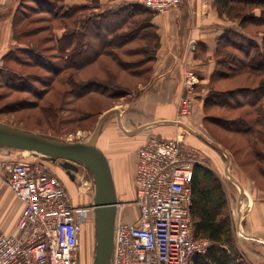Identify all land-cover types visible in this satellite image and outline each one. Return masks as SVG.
Returning a JSON list of instances; mask_svg holds the SVG:
<instances>
[{
    "label": "rangeland",
    "instance_id": "374dc122",
    "mask_svg": "<svg viewBox=\"0 0 264 264\" xmlns=\"http://www.w3.org/2000/svg\"><path fill=\"white\" fill-rule=\"evenodd\" d=\"M19 1L20 0H17V4H20ZM53 1L56 2L57 8H62V12H66L67 9L73 8L74 6L82 5V2H84V4L87 3L88 10L79 12L75 18H73L72 14L70 18L63 21L51 18L47 11L32 12L28 18L23 19L17 24L15 21L18 20L21 15L20 12L17 14L18 6L15 7L16 9L13 8V5L11 8H5L7 15L9 12L12 15L14 13V15L13 18L11 15V20L7 27V35L5 33V26L0 24V36L4 38L0 42V53L5 55L9 52V49L15 50L18 46H39L44 49L54 61H57V64L61 66V68H64L61 74L53 75L52 72L47 71L43 67H38L37 65L23 66L8 62L15 69L24 72V74L43 77L46 84L36 82L37 87L34 89L43 93L41 96H38L34 95L33 91H29V93L17 92L10 87L3 86L0 82V123L66 142L85 143L89 142L93 137L101 118L107 115L106 121L101 128L104 129V132L99 135L100 138L97 142L98 148L104 149L109 145L110 149L114 152V150H124L128 147L127 152H131V154H129L126 159L130 164L133 162L135 156L132 149L136 147L139 148L142 143H145L146 140L148 141L153 135L163 139H176L179 137L183 143L184 154L193 160L196 165H202L212 170L222 182L227 196V209L231 218L236 245L240 252L242 251L240 247H243L242 249H245V251H247L248 248L262 249L264 251V245L257 243V241L246 239L241 234H246L248 232L246 224L249 222L248 217L250 214L248 215L246 208H248L249 205V198L256 195L251 192V188L254 186L257 189V193L259 190L260 194H258L260 197L264 196V173L260 171L259 164L250 146L253 139L256 138L258 141H260V139L257 135L252 137L245 135L244 132L234 127L235 125L233 128H230L227 126L229 122H226V125H222L214 120L206 119L207 116H210L229 121L234 119L238 120L243 117L244 119H248L249 122H252L255 118L248 116L251 109L248 104L255 98V96H253L255 94L253 93L260 87L264 80V70L258 71L255 69V71L253 69H245L233 75L221 76L218 74L219 72L229 71L223 68L221 59L227 56V54L244 58L243 53L236 48L230 47L221 50H217L216 48L213 53H206L201 47L195 48V44L193 43V46L191 45L192 47L190 46L187 52L193 55L192 61H194V64L191 65L192 67L189 66L183 70V75L180 76L182 87L179 90L170 89L168 87V95L166 96L158 97L155 93L150 95V93H146L148 90L144 89L150 85L154 76L152 75L153 69L157 61L159 49L161 48V38L159 36L155 37V32L151 28H139L135 33L137 35L130 38L128 42L121 46H118L119 43L112 45L107 43L105 51H101L87 66L79 67V65H77L73 67L72 58L71 67H65V59L69 54L73 53V40L71 43L67 42L69 44V46L66 47L67 49L64 48L63 42L61 43V47L64 48L61 53L54 48L55 45L56 47L59 46L57 42L58 38L65 33L73 34L74 28L77 34H81L83 31L82 24L85 23L84 21L93 17L94 20L97 14L102 13L99 11L105 8H102L103 5L116 1V7H120L121 5L128 6L126 2L130 3V0ZM193 2L194 0H190L186 2V4L191 5ZM25 3L28 5H35L32 0H27ZM213 8L218 18L235 25L229 30H238V34L231 35L230 37L235 38V41L242 42L243 44L253 41L257 45L259 44L260 52L264 54V22L254 23L246 20L243 22V24L246 25L244 28L240 25V17L243 18L247 16L249 7L233 5V12L231 14L221 12L220 8L216 5H213ZM30 12L31 11H29V13ZM156 14L159 15L158 13H154L153 15ZM254 14L260 16L261 9H256ZM146 17H148V14H144L143 12H138L131 17L130 24L133 29H130L126 33L128 37L130 36L128 33L130 34V32L135 31L137 26L140 25V22L144 21ZM5 19L8 20V17L2 20L4 21ZM74 19L77 20V24L73 22ZM127 27L119 31L116 40L121 39ZM15 32L16 39H14ZM91 41L95 43V47H93V50H87V59H92L93 55H95L94 53L97 51L95 39L92 38ZM253 54L254 50H252V55ZM210 60H213L215 65L212 75H201L202 72L197 73L195 71L197 67L196 63L198 64L200 61L201 64H209ZM4 64V59H0V68H3ZM230 72L234 73L233 71ZM73 75L75 85L73 84ZM190 77H195L196 80H190L189 85L191 82L194 83L189 87L190 89H187L188 87L185 86V83ZM94 79L101 83L100 85L103 86L101 89H94L95 91L90 92L84 97H80L76 95V93H73V90L77 92L79 87L76 86L78 84L80 85V83L92 81ZM164 85L166 84L164 83ZM106 87H108V91L104 90ZM166 90L167 87H163L162 89L159 87L158 92L165 93ZM114 91L122 96H112L111 93ZM236 91H240V94L235 96L237 99H242L241 102L244 103L242 106L232 108L230 103H221L210 104L204 108V101L212 94L218 95L219 99L224 101L227 94ZM186 96L192 99L194 105L193 111L189 116L181 115L179 112L180 102L182 99L184 100ZM161 98H163L165 102L160 109ZM23 100H28L31 105L28 103L27 105L21 104ZM156 101H158L159 106L156 104ZM146 102H149L148 105L145 104ZM258 105H264V97H262ZM155 106L159 107L157 109V115L151 117L149 115V109ZM198 106L202 107L203 112H198ZM140 111H144V113H139ZM164 112H166V115L169 117L163 118ZM159 114L162 115L160 116L162 119H160V117L158 118ZM199 114L203 115V120H201L200 124L196 117H200ZM124 119L125 124L128 126L127 128L145 133V139L144 137V140L142 138L140 139V137L135 139L127 137L122 130ZM167 122L177 124H165ZM183 125H186L209 141L216 143L226 151L229 155V159H227L225 154L200 140ZM160 130L166 131L165 137L157 136ZM153 132H155V134H152ZM128 138L130 140H127ZM259 145L263 147H261L263 150V143H259ZM110 149L108 150L109 153L112 152ZM1 151L2 148H0V160H16L23 155L33 159V154L29 152L26 153L13 149L9 156H3ZM103 153L105 154V152ZM109 155L112 158L110 166L117 189L118 201L123 205L121 207L123 210V207L127 206L128 208L126 207L125 210L129 215L133 214L134 216L136 212L135 203L123 201L128 198L126 193H130V195L134 194L133 201H135L134 182L132 180L130 183L124 185V174L122 173L121 177H119L116 174V169L112 166L117 161V157L113 154ZM230 159L231 161H229L228 164V160ZM43 161L50 165L51 168L67 182L69 188L76 194V198L78 197L77 193L80 191L83 182H85V184L88 182L90 186L88 190L85 191L86 194L82 195V197L86 199V206L84 207L89 208L90 205L94 204L96 193L95 182L90 170L86 166H79L78 172L75 173V179L72 180L62 167L61 160L47 158ZM131 178L133 179V176H131ZM244 179L247 180L248 183L245 188H241V181ZM7 189L8 186L6 184L5 174L0 170V215L2 220L0 223L5 225L13 221V217L17 214L16 207L12 205V202L9 203L5 196V191ZM243 195L245 199L242 198ZM244 200L245 204L242 219H244L245 231L247 232L241 228L239 230L237 226V222L241 218L238 208H241ZM8 203L9 205H7ZM128 204H131L130 207ZM4 207H6V209L2 210ZM96 244V221L94 220L87 227L85 238L82 243V263L94 264ZM241 255L243 256V253ZM243 264H246L244 260Z\"/></svg>",
    "mask_w": 264,
    "mask_h": 264
},
{
    "label": "built area",
    "instance_id": "2783aa9c",
    "mask_svg": "<svg viewBox=\"0 0 264 264\" xmlns=\"http://www.w3.org/2000/svg\"><path fill=\"white\" fill-rule=\"evenodd\" d=\"M189 1L130 0L126 4L162 14ZM189 79L187 89L193 85ZM193 108L186 96L179 112L189 116ZM0 148L3 156L12 151ZM45 159L33 154V159L0 160L6 184L22 204L14 231L0 230V264H82L81 248L87 227L95 220L94 204L77 205L66 181ZM195 165L184 154L179 137H151L138 148L136 212L129 215L121 202L117 206L111 264H195L198 256L209 251L213 243L196 238L193 229ZM86 183L78 195L86 194L90 186Z\"/></svg>",
    "mask_w": 264,
    "mask_h": 264
},
{
    "label": "trees",
    "instance_id": "16d2710c",
    "mask_svg": "<svg viewBox=\"0 0 264 264\" xmlns=\"http://www.w3.org/2000/svg\"><path fill=\"white\" fill-rule=\"evenodd\" d=\"M26 1L27 0L19 1L20 4H18L17 14L20 12L21 15L20 18L15 21L17 24L23 19L28 18L32 12L37 13L40 11H47L49 12L51 18L63 21L70 18L72 14L73 18H75L79 12L88 10V6L82 4L67 9L66 12H62V8H57L58 6L53 0V2L51 0H32L33 4L35 5H28L25 3ZM215 5L220 8L221 12L228 14L233 12V5H243L249 7L247 16H244L243 18L240 17V25L242 28L246 26L243 24V22L246 20L254 23L264 22V0H216L214 2V6ZM128 9L132 10V13L126 14L124 17L119 13H99L95 16L96 18L94 20L93 17L84 21L85 23L82 24L83 31L81 34H77V31L74 28L73 34L65 33L59 37L57 40L59 46H54V48L57 49L59 53H61L64 48L69 46L68 43H71L73 40V53L69 54L65 59V67H71L72 58L73 67H76L77 65H79V67L89 65L91 63L90 61H92L101 51H105V46H107V43L109 45L119 43L118 46H121L122 44L128 42L130 38H133L135 35H137L135 33L139 30V28H151L155 32V37L159 36L152 24V17L154 14L152 11L139 5H128ZM256 9H261L260 16L254 14ZM29 11L31 12L29 13ZM138 12L148 14V17H146L144 21L140 22V25L137 26L135 31L130 32V34L128 33V35L131 36L128 37L126 33L130 29H133L132 25L130 24V19L135 13ZM73 22L77 24V20L74 19ZM125 27H127V30L124 31V35L122 36L123 38L121 37V39L116 40L119 31L124 30ZM14 37V39H16V32ZM90 38L95 39L97 51L94 53L95 55H93L92 59H87V50H93V47H95V43L92 42ZM234 39L232 37L226 36L221 38L217 50L227 47L236 48L243 53L244 58H240L235 55L230 56L227 54V56H224L223 59H221V62H223V68L229 71L219 72L218 74L225 77L245 69H257L258 71H263L264 54L260 52L259 44L257 45L253 41L243 44L242 42H237ZM62 42L64 48L61 47ZM252 50H254L253 55ZM3 59L5 64L3 68H0V82L2 85L5 87H10L17 92L29 93V91H33V94L38 96H41L43 93L39 92L37 89H34L37 87L36 82L46 84L45 79L39 75L24 74V72L15 69L8 62H13L17 65L23 66L37 65L38 67H43L47 71L52 72L53 75L61 74L62 69L64 68H61V66L57 64V61H54L52 57H50V55L39 46H18L15 50H9V52L3 55ZM230 71H233L234 73ZM100 84L101 83L95 79L80 83V85L78 84L76 86L79 87L77 92L73 90V93H76V95L80 97H84L90 92L95 91L94 89H101L103 86ZM104 90L108 91V87H106ZM239 92L240 91H236L227 94L224 101H221L218 95L216 96L215 94H212L204 101V108L210 104L221 103H230L232 108H238L244 104L241 102L242 99H237L235 96L240 94ZM111 94L114 97L122 96L116 91L112 92ZM253 94H255L253 95L255 98L251 103L248 104L251 108L248 116L255 118L252 122H249L248 119H244L243 117L239 118L238 120L234 119L229 121L210 116H207L206 119L214 120L222 125H226V122H229L227 126L233 128L235 125L234 127L244 132L245 135L250 137L257 135L260 141L256 140L255 138L252 140L250 146L253 150L254 157L259 164L260 171L264 173V149L262 150L263 147L259 145V143H263L264 146V105H258L262 97H264V80L262 81L260 87ZM27 103L31 105L28 100H23L21 104L27 105ZM191 211L193 216V229L195 237L209 239L213 243V246L209 249V251L195 259V264H243L241 252L236 245L233 227L231 225V218L227 209V196L222 182L212 170L202 165H195L193 180V202Z\"/></svg>",
    "mask_w": 264,
    "mask_h": 264
},
{
    "label": "crops",
    "instance_id": "0c3cea01",
    "mask_svg": "<svg viewBox=\"0 0 264 264\" xmlns=\"http://www.w3.org/2000/svg\"><path fill=\"white\" fill-rule=\"evenodd\" d=\"M115 2L116 1L109 2L108 4L103 5L102 8L103 7L105 8H103L99 12H102L101 14L119 13L123 17L126 14L132 13V10L128 9L127 5H121L120 7H116ZM214 2L215 0H194V2L191 5L184 3L180 5L179 7L171 9L165 13H162L159 15L157 14L153 15L152 24L156 30V33L161 38V48L159 49L157 61L154 65L153 74H152L154 76L151 80L150 85L146 89H144V90H148L146 93L148 94L150 93V95L152 93L153 94L155 93V95H158V97H162V96L168 95L169 88L174 89V90H177V89L179 90L182 87V81L180 80V76L183 75V70H185L186 67H189L192 64H194V61H192L193 55L187 52L188 49H190L191 43L195 44V48L201 47L206 51V53H210V52L213 53V51H215L216 48L218 47L219 41L221 38L225 36L230 37L231 35L238 34V30H235V29L234 31L229 30L233 26H235L234 24L230 22H226L216 16L215 10L213 8ZM81 4H84V2H82ZM86 4L87 3H85V5ZM12 5H13V8L17 7L18 6L17 0H0V24H3V26H5L6 35H7V27L9 26V21L11 20L12 14H10L9 12V14L7 15L5 8H11ZM13 15H12V18H13ZM6 17H8V20L5 19L3 21L2 19ZM7 21H8V24H7ZM2 39L4 38L0 36V42L2 41ZM2 58H3V53L0 55V59ZM196 66L197 67L195 71L197 73L202 72L201 75H209V76L212 75L214 71V67H215L213 60H210L209 64L207 63L201 64V62L199 61L198 64L196 63ZM164 83L166 85H164ZM159 87L160 89H162L163 87H167L166 92L159 93L158 92ZM164 102L165 101L163 100V98H161L160 109H161L162 104H164ZM148 103L149 102H146L145 104L148 105ZM156 104L158 105V101H156ZM158 108L159 107L157 106L153 108L150 107L149 115L151 117L157 115ZM197 109L199 113L203 112L202 107L198 106ZM139 113H144V111H140ZM166 114H167L166 112H164L163 116L159 114L158 118L160 116H162L163 118L169 117ZM162 117H160V119H162ZM196 117L200 124L201 120H203L202 119L203 115H200V117L198 116ZM123 125H124L122 128L123 133L129 138L135 139V138L140 137V139L141 138L143 139V137L146 136L145 133H141V132L131 134L132 132H134L133 131L134 129L127 128L128 126L125 124V119L123 121ZM103 132H104V129H101L100 135L103 134ZM165 132L166 131L160 130L159 135L157 136L165 137L166 136ZM152 134H155V132H153ZM153 136L156 137L155 135ZM129 138L127 140H130ZM108 148L110 149L109 145H107V147L104 148L105 150L103 148L102 149L99 148V149L101 151L103 150L102 152H105V154L107 155L105 156L109 160V163L111 162V159H112L109 154H113L114 156L117 157V161L112 166L113 168L116 169V174L119 177H121L122 173L124 174L125 176V178L123 179L124 185L130 183L132 180L134 182L138 147H136L135 149L134 148L132 149V152H134L135 156L131 164L128 163L126 159L129 156V154H131V152L129 153L127 152L128 147L124 150L123 149L122 150L118 149V151L114 150V152L110 149L112 151L111 153H109ZM24 157L26 156L23 155L19 159H24ZM19 159H16V160H19ZM229 161H231V159ZM131 176H133V179L131 178ZM247 183H248L247 180L245 179L242 180L241 188H245ZM66 185L68 187L69 192H71V194L74 195L75 203L77 205L86 206L85 205L86 199H84L82 195H78V193H77L78 197L76 198V194L72 192L67 182H66ZM251 192L256 195H253L252 198L251 197L249 198L248 200L249 205H248V208H246L248 215L250 214L249 217L247 216L249 222L246 224V228L248 229V232L245 231L246 230L245 224L243 222L244 219H242L245 200L242 203L241 208L240 209L238 208V212L241 218L237 222V226L239 230L240 228L242 230L244 229V231L247 232V234L264 238V196L260 197L259 190H258V193H259L258 194L257 189L254 186L253 188H251ZM126 195L128 196V198L124 199L123 201L133 202L134 194L130 195V193L129 194L126 193ZM5 196L7 197L8 202L9 203L12 202L13 203L12 205L16 207L17 214L15 215V217H13L14 218L13 221H11L9 224L5 225V224L0 223V230H3L7 233H12L16 227V224L22 212V204L15 198V196L13 195V193L10 191L9 188L5 191ZM243 197L244 195L242 196V198ZM9 203L7 205H9ZM5 209L6 207L2 208V210H5ZM0 222H2L1 215H0ZM260 244L264 245L262 243ZM242 248L243 247H240V249L242 250L241 254L243 253V256L241 255V257L245 258L243 260L246 264H264V251L262 249L258 250L256 248H248L247 251H245V249L243 250Z\"/></svg>",
    "mask_w": 264,
    "mask_h": 264
},
{
    "label": "water",
    "instance_id": "95a60500",
    "mask_svg": "<svg viewBox=\"0 0 264 264\" xmlns=\"http://www.w3.org/2000/svg\"><path fill=\"white\" fill-rule=\"evenodd\" d=\"M106 117L107 115L101 118L93 137L89 142L85 143L66 142L0 123V147L30 152L54 160H61L62 167L68 170L72 180L75 179V173L78 172L79 166L84 165L90 170L96 187L93 205L95 207L97 234L94 264H111L117 206L119 204L117 189L109 160L97 145L100 130ZM165 124L177 123L167 122ZM183 126L189 129L207 145L225 154L227 159H229V155L226 151L216 143L197 134L186 125ZM136 132L138 131H134L131 134H135ZM241 234L246 239L264 244V238L247 233Z\"/></svg>",
    "mask_w": 264,
    "mask_h": 264
},
{
    "label": "bare ground",
    "instance_id": "6f19581e",
    "mask_svg": "<svg viewBox=\"0 0 264 264\" xmlns=\"http://www.w3.org/2000/svg\"><path fill=\"white\" fill-rule=\"evenodd\" d=\"M189 80H191V81H195L196 80V78L195 77H190V79ZM194 83V82H193ZM109 114V113H108ZM107 118V117H106ZM26 153H28V152H26ZM30 153V152H29ZM104 154V153H103ZM105 155V154H104Z\"/></svg>",
    "mask_w": 264,
    "mask_h": 264
},
{
    "label": "flooded vegetation",
    "instance_id": "af4514ba",
    "mask_svg": "<svg viewBox=\"0 0 264 264\" xmlns=\"http://www.w3.org/2000/svg\"><path fill=\"white\" fill-rule=\"evenodd\" d=\"M66 173H67L68 177H70V175H69V173H68V170H66ZM112 174H113V172H112ZM70 179H71V177H70Z\"/></svg>",
    "mask_w": 264,
    "mask_h": 264
}]
</instances>
